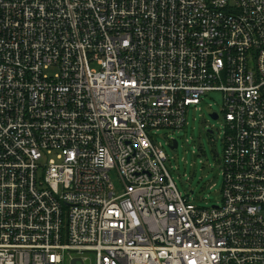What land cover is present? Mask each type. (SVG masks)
Listing matches in <instances>:
<instances>
[{
  "label": "built area",
  "instance_id": "built-area-1",
  "mask_svg": "<svg viewBox=\"0 0 264 264\" xmlns=\"http://www.w3.org/2000/svg\"><path fill=\"white\" fill-rule=\"evenodd\" d=\"M208 91L223 185L200 206L156 136ZM64 258L264 264V0H0V264Z\"/></svg>",
  "mask_w": 264,
  "mask_h": 264
},
{
  "label": "rangeland",
  "instance_id": "rangeland-1",
  "mask_svg": "<svg viewBox=\"0 0 264 264\" xmlns=\"http://www.w3.org/2000/svg\"><path fill=\"white\" fill-rule=\"evenodd\" d=\"M221 105V92L208 91L197 108L191 106L187 110L186 123L181 129H163L156 136L166 152V168L176 187L195 205L211 206L221 201L225 130ZM213 112L219 117L212 118ZM169 139L177 141L175 149L170 148ZM62 264H69L68 259L64 258Z\"/></svg>",
  "mask_w": 264,
  "mask_h": 264
},
{
  "label": "water",
  "instance_id": "water-1",
  "mask_svg": "<svg viewBox=\"0 0 264 264\" xmlns=\"http://www.w3.org/2000/svg\"><path fill=\"white\" fill-rule=\"evenodd\" d=\"M211 117L212 118H214V119H216L217 118V113L216 112H213L212 114H211ZM210 132V131H209ZM177 147V141L176 140H174L173 141V144H172V146L170 147L171 149H175ZM74 261H79V259H75Z\"/></svg>",
  "mask_w": 264,
  "mask_h": 264
}]
</instances>
